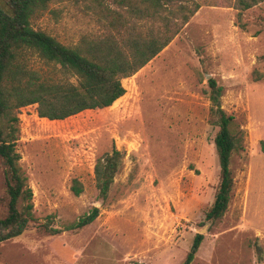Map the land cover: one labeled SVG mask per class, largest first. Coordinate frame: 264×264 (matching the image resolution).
<instances>
[{
  "label": "rangeland",
  "instance_id": "rangeland-1",
  "mask_svg": "<svg viewBox=\"0 0 264 264\" xmlns=\"http://www.w3.org/2000/svg\"><path fill=\"white\" fill-rule=\"evenodd\" d=\"M114 1L52 0L30 23L73 48L113 32L103 9ZM203 1L161 52L121 80L125 93L111 106L63 120L38 117L36 105L19 110L15 149L33 219L0 243V264H182L196 234L203 240L190 264H264V2L239 12ZM25 60L56 81L78 83L34 52ZM209 79L222 87L221 108L240 137L230 199L215 222L205 218L220 177ZM113 149L124 153L122 168L103 200L94 166ZM5 195L0 158V218ZM93 207L99 214L83 228L43 229L62 230Z\"/></svg>",
  "mask_w": 264,
  "mask_h": 264
},
{
  "label": "trees",
  "instance_id": "trees-1",
  "mask_svg": "<svg viewBox=\"0 0 264 264\" xmlns=\"http://www.w3.org/2000/svg\"><path fill=\"white\" fill-rule=\"evenodd\" d=\"M51 1L0 0V158L6 183V213L0 218V243L20 236L33 219L32 190L18 164L20 156L15 149L19 110L36 105L38 117L63 120L85 110L111 106L125 93L121 80L134 75L161 52L206 3L203 0H115L114 8L103 9L107 26L115 33L83 40L72 48L31 26V19L43 13ZM261 2L264 0H214L209 5L234 7L240 12ZM130 31L132 35L123 36ZM28 52H34L46 63L59 65L78 83L56 81L29 67L25 60ZM221 94L222 87L209 79L208 98L219 126L214 146L220 167L218 188L205 215L212 222L221 219L227 209L233 185L230 160L240 140L230 129L233 115H226L221 108ZM260 149L264 152V139L260 141ZM123 157L122 151L113 149L97 160L94 180L99 198H107L113 179L122 168ZM71 190L79 195L81 183L73 180ZM98 214L99 210L93 207L62 230L47 225L43 229L50 235L80 229L92 223ZM202 240V234L194 236L182 264L193 261ZM255 246L261 257V247L257 242Z\"/></svg>",
  "mask_w": 264,
  "mask_h": 264
}]
</instances>
